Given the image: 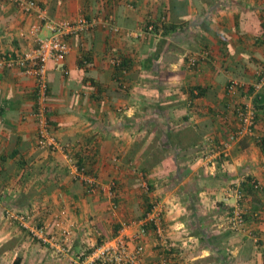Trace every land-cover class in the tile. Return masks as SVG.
I'll return each instance as SVG.
<instances>
[{
	"label": "crops",
	"instance_id": "1",
	"mask_svg": "<svg viewBox=\"0 0 264 264\" xmlns=\"http://www.w3.org/2000/svg\"><path fill=\"white\" fill-rule=\"evenodd\" d=\"M36 1L52 20L93 25L67 39L61 64H48L59 150L37 144L35 79L0 68V264H78L104 240L132 239L154 205L169 250L150 229L143 264H263L264 108L255 137L231 135L243 105L257 110L250 86L264 68V0ZM35 23L0 0V57L36 47L22 35ZM201 50L209 56L191 70L186 56ZM232 79L244 90L229 93ZM81 164L101 191L87 192ZM236 184L247 210L238 233L224 225ZM6 209L28 215V227ZM71 225L63 251L51 237ZM42 226L44 242L32 235Z\"/></svg>",
	"mask_w": 264,
	"mask_h": 264
},
{
	"label": "built area",
	"instance_id": "2",
	"mask_svg": "<svg viewBox=\"0 0 264 264\" xmlns=\"http://www.w3.org/2000/svg\"><path fill=\"white\" fill-rule=\"evenodd\" d=\"M8 3L16 6L19 11L27 15H33L37 19V23L33 24L29 31L22 33L25 38L36 43V47L32 50L25 51L21 54L7 53L0 57V68L4 70H21L26 75L35 79V94H36V109L34 116L38 126L37 144L40 148L59 150L61 145L53 135L48 115H47V98L49 91L48 84V64L53 62L56 65L61 64L70 51V46L67 39L88 27L93 25V22L84 20L78 23L67 20H52L49 18L45 9H42L36 0H5ZM44 30L50 33L49 36L41 37L40 33ZM148 33L153 34L156 31L154 24L148 27ZM209 52L201 50L197 53L188 54L186 56L187 65L191 70L197 69L201 60H206ZM244 84L232 79L228 84V92L231 94L244 90ZM254 89V97L260 94L264 89V68L259 71L257 80L250 86ZM238 126L235 132L231 135V140H240L245 137H255L257 110L253 105H243L237 112ZM214 147L213 149H215ZM229 144L225 145L224 151L228 152ZM212 149V150H213ZM213 152V151H212ZM217 156H228L219 149L214 153ZM207 157H210L209 155ZM79 176L81 177L85 188L89 194H95L103 189L95 178L87 173L85 168H78ZM255 189H263V185L252 180ZM111 189L115 184L110 185ZM229 198L234 200L231 207L232 211L227 215L225 228L232 232H244L246 230V215L247 210L243 206L245 200L241 185L236 184L230 187ZM0 196V202H1ZM163 209L158 206H152L142 219L137 222L140 229L132 239L128 241L123 235L115 236L111 239L104 240L98 247L92 250H87L81 254L78 264H143L145 255V238L148 239L149 230L155 236L157 245L165 247L169 250L168 239L163 223ZM7 219L12 222L19 223L23 228H27L29 217L28 215L6 209L4 212ZM46 226L39 227L32 231L34 238L46 241ZM74 225H71L68 230L55 232L51 239L60 243L63 251L71 245ZM134 244L132 248L131 244ZM89 251V252H88ZM161 264H167L163 262Z\"/></svg>",
	"mask_w": 264,
	"mask_h": 264
},
{
	"label": "trees",
	"instance_id": "3",
	"mask_svg": "<svg viewBox=\"0 0 264 264\" xmlns=\"http://www.w3.org/2000/svg\"><path fill=\"white\" fill-rule=\"evenodd\" d=\"M251 90H252V92H254V89L253 88H251ZM250 90V91H251ZM255 102L258 104L257 105V117H258V113H259V110H261V109H263L264 108V94L263 93H261V94H259V95H257L256 96V98H255ZM256 122H257V120H256ZM236 130V129H235ZM235 132V131H234ZM263 146V145H262ZM82 168H84V166L81 164V165H79V169H82ZM252 186H253V188H254V185L252 184ZM255 189V188H254ZM256 191L258 190V191H261L260 189H255ZM209 241V240H208ZM258 246H259V248H260V250H261V254H262V260H263V264H264V240H260V241H258ZM91 252V251H90ZM14 264H17V261L14 263Z\"/></svg>",
	"mask_w": 264,
	"mask_h": 264
},
{
	"label": "rangeland",
	"instance_id": "4",
	"mask_svg": "<svg viewBox=\"0 0 264 264\" xmlns=\"http://www.w3.org/2000/svg\"><path fill=\"white\" fill-rule=\"evenodd\" d=\"M257 133L255 132V135H256ZM34 242H36L35 240H34ZM87 250H89V249H87Z\"/></svg>",
	"mask_w": 264,
	"mask_h": 264
}]
</instances>
